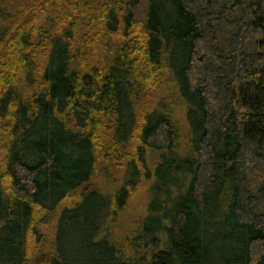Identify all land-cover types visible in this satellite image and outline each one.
I'll return each mask as SVG.
<instances>
[{"label":"trees","instance_id":"16d2710c","mask_svg":"<svg viewBox=\"0 0 264 264\" xmlns=\"http://www.w3.org/2000/svg\"><path fill=\"white\" fill-rule=\"evenodd\" d=\"M0 264H264V0H0Z\"/></svg>","mask_w":264,"mask_h":264},{"label":"rangeland","instance_id":"374dc122","mask_svg":"<svg viewBox=\"0 0 264 264\" xmlns=\"http://www.w3.org/2000/svg\"><path fill=\"white\" fill-rule=\"evenodd\" d=\"M89 186L92 188L96 187H102L106 186L108 188L112 187V184L107 181H101L98 178H95V176L92 178L90 181ZM145 207V193L144 191L138 192L136 195L133 196V199L126 211H124L118 221V225L120 226V230L124 232L125 229L128 227H131V224L133 223L134 220L138 218V216L142 215L143 210ZM42 231L46 235L47 239H51V234H52V225L48 223L47 220L42 224ZM122 228V229H121Z\"/></svg>","mask_w":264,"mask_h":264}]
</instances>
